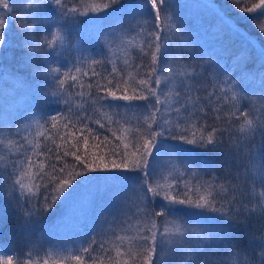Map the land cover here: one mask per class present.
I'll return each mask as SVG.
<instances>
[{
    "label": "snow or ice",
    "instance_id": "obj_1",
    "mask_svg": "<svg viewBox=\"0 0 264 264\" xmlns=\"http://www.w3.org/2000/svg\"><path fill=\"white\" fill-rule=\"evenodd\" d=\"M17 2L18 0L11 2L0 0V70H3L4 53L14 46L19 48L20 52L15 57L13 75L29 76L37 84L32 90L30 108L37 109L42 104L58 105L59 107L53 110L55 114L53 111L39 113L43 122L51 125L53 129L58 120H63L68 127L73 115L79 123L90 124L91 120L87 115L81 116L79 112H73L69 95L75 93L77 99L111 111L114 117L133 113L135 120L124 122L135 130L131 136V150L128 144H124L123 149L112 151L111 155L116 158L111 160L106 155L96 156L90 160L87 156L88 141L85 138V155H78V149L70 153L74 159L72 171L67 176H65L66 169L57 165L62 158L69 156V152L65 151L63 157L57 152L56 162L49 164L53 175L49 177L43 173L38 174L41 183L40 190L36 193H33L32 188L24 182L27 176L24 164L31 166L30 157H26L23 163H18L19 155L17 159L10 158V167L0 168V192L7 190L5 185L10 181V200L15 201L18 213L16 232L20 237L21 246L17 248L9 246L7 249L0 246V264H39L38 261H34L33 251L29 246L37 231V225L42 223V214L47 215L58 206V203L66 207V203L81 188L92 186L100 188V181H103L102 186L105 190L138 184V191L144 193L141 226L132 242L135 250L132 247L123 249V238L117 236L116 240L120 242L121 247L116 249L115 257H112L110 255L112 250L106 248L105 241L97 240L96 234L93 233L90 236H82L79 240L80 246L73 250L75 254H72L70 259L76 264H106V261L113 260L115 264H153L157 248L165 243L175 250L183 249L185 246L190 249L187 252L189 259L185 264H208L207 258L203 255L204 249L200 247L202 244L205 248H210L211 245L220 242L224 246L225 256L235 255V246L225 231L226 224L214 223V217L206 213L218 214L221 221L230 222L233 215L239 214L233 210L236 197L233 196L230 201L222 200L215 187L219 183L215 176L199 184V187L178 181L168 190L174 193L170 196L168 191L156 184L152 165L161 157H168L170 161L184 166L186 173H193V168L206 170L210 167L207 162L201 165L193 159L194 149L185 145L215 150L228 143L236 148V151H240L237 144L232 141L230 127L220 129L206 123L209 110L217 114L216 119H221L220 107L209 109L213 99L217 104L220 100L245 99V81L248 80L250 67L248 48L254 50V46L246 34L238 31V23L232 21L227 14L221 15L220 12L215 11V0H207L204 6L216 16L217 29L219 30L221 25L229 27L230 34L238 37L242 44L246 45L238 53L234 65L228 68L221 65L218 60L206 59L189 35V29L182 27V20L177 21L176 28L184 39V44L179 49L182 54L181 60L192 71H180L175 74L174 78L177 81L173 86L175 100L172 104L164 106L161 105L160 96L164 94V89L168 88L171 79L166 77L162 81L161 76L164 73L162 65L168 62L171 48L167 43L166 34L164 41H161L162 29L159 25H154V42L149 41L146 46L147 51L143 53L151 55L150 64L141 63L136 66L138 69L147 68L148 71L142 73L138 71L137 76L140 78L133 80L130 88L120 87L121 83L127 81L122 75H118L119 70L115 66L108 72L111 79L97 73L94 68L91 74L84 71V68L88 61L93 66L105 62L91 55L89 48L91 41L103 47V43L109 37L116 35L118 29L122 35L135 32L142 27L137 17L153 10H155L153 19L159 20L160 11L166 7L168 0H140L126 28L118 19L111 21L108 19L112 14L109 9L116 11L114 5L119 0H105L102 7L89 6L85 0H23L27 5L23 10L25 14L23 26H17L19 38L13 45V39L9 36V27L11 13L21 11L12 7V4ZM261 4H264V0H261ZM255 8L259 11L252 19L264 18V8L259 4L255 5ZM241 10L251 13L254 8L244 4ZM258 28L264 35V25H258ZM70 49L79 53L73 58L71 68L68 67L67 60L61 61V57ZM86 52L89 54L85 55ZM259 57L264 60V46L260 49ZM95 76H99L100 80L94 81L92 77ZM82 77H88L87 97L83 94ZM209 84L212 85L211 91L206 87ZM202 89L208 92L203 100L198 95H193L198 94ZM119 101L126 103L121 104L118 103ZM134 101H144V103L138 104ZM162 107H167L170 110L169 114L175 116V120L164 116L161 112ZM232 108L235 110L227 114V119L235 123L243 117L244 124L240 128L243 136L255 137L259 130L264 138V116L260 117V123L254 127L246 107L243 105L236 107L233 104ZM117 122L115 119L112 120L113 124ZM97 124L99 129L107 130L105 123L97 121ZM5 127H8L9 135H12V129L19 128V121L15 124H10L9 121L0 124L2 139H7L3 136ZM225 131H228V141L224 139ZM14 134L17 137L20 135L19 131ZM104 139L107 140V136ZM20 142L16 141V143ZM103 146L98 144L97 149ZM246 147L250 149L251 145ZM49 151L51 152V149ZM256 156L261 161L259 172L261 183L257 195L264 206V143L261 144ZM4 173H7V179L4 178ZM193 174L198 176L199 171ZM247 179L248 177L245 176V180ZM252 187L255 192L257 187L255 183ZM133 190L137 189L133 188ZM157 199H159L158 207ZM21 209L23 211H20ZM170 228L172 231L169 230ZM205 241L209 243L205 244ZM50 248L51 246L42 250L47 252ZM260 258L264 262V244L261 246ZM43 264H48L47 259Z\"/></svg>",
    "mask_w": 264,
    "mask_h": 264
},
{
    "label": "trees",
    "instance_id": "obj_2",
    "mask_svg": "<svg viewBox=\"0 0 264 264\" xmlns=\"http://www.w3.org/2000/svg\"><path fill=\"white\" fill-rule=\"evenodd\" d=\"M11 2V0H10ZM105 0H85V3L89 6H103ZM140 0H119L118 3L114 5L116 11L112 13L108 19L119 20L122 22L123 27H127L128 21L132 18V13L129 11L136 7ZM207 2V0H206ZM216 8L224 11L228 17H231L232 21H235L239 25V29L245 33L252 40L264 46V35L259 31L258 25H264V18L252 19L259 11L255 8V5H260L264 8V4H261V0H215ZM246 4L249 7H253L254 11L251 13L243 12L242 6ZM200 3L196 0H168L165 8L160 11L159 26L162 29L161 41H164L165 34L168 40L171 39H182L179 30L176 28L177 21L182 20V27L188 29L189 35L193 38V42L198 46L202 54L205 55L206 59L218 60L223 66L231 68L235 63V58L238 53H240L242 47L238 46L235 41L230 40L227 34L221 35L215 39L212 43V31L210 29V24L202 20L198 14L194 13L195 9H198ZM14 9H20L21 11H13L11 13V24L9 27V36L13 39V45H15L18 36V25L23 26L24 12L23 10L27 5L23 0H18L17 3L12 4ZM205 7V6H204ZM206 8V7H205ZM183 12V13H182ZM185 14V16H183ZM152 12H148V19H150L151 24H155ZM20 17V19H17ZM147 25V24H146ZM147 25V26H148ZM156 25V24H155ZM145 35L149 41L154 42L155 29L144 30V27L138 28L135 32L130 33L133 35L132 38H137V35ZM118 39V32L116 35L111 36L103 43V47L95 44V41H91L89 46L91 55L97 60H104L105 62L101 65L93 66L90 61L84 68L91 74L93 68L97 73H101L107 79H111L108 72L113 66L117 67L119 70L118 75H122L127 83H121L120 87H131L133 80H137L140 77L137 76V72H147V68H137L136 66L144 63L150 64L151 55H144L143 53L147 51V44L141 45V43L136 44L135 48H131L124 44L121 46L116 45V40ZM127 41L126 39H124ZM143 42V40H141ZM155 50L154 48L152 49ZM20 49L13 47L4 53L3 58V70H0V104L5 103V99L8 94L17 87L19 83L24 79L33 81L29 76L19 74L13 75V70L15 68V57L19 54ZM89 53H85L88 55ZM178 65L181 71L191 72L192 70L186 66V63L181 60V53H179ZM248 63L250 65L248 69V80L245 81V99L243 101H232V100H220L217 104L216 100L213 99L209 104V109L220 107L221 112L219 115L221 119H216V113L211 110L207 113L206 123L213 125L220 129L231 130V138L233 143L237 144L240 151H236V148L231 147L228 143L222 148H217L215 150L208 148H197L191 145L193 148L192 153L193 159L198 161L201 165L207 162L210 167L206 170H200L197 168L195 172L199 171V175L190 176L185 173V180L191 186V184L204 183L209 181L212 176L218 178L219 183L215 186L216 190L220 193V198L222 200H232L233 196L236 197V203L233 205L234 212H238V215H233L230 222L221 221L218 214L206 213V215H211L214 217V223H225L228 238L231 243L235 246V255L225 256L224 246L217 242L215 245H211L210 248H205L202 244L200 247L204 249V257L207 258L208 264H264L260 258L261 246L264 244V206H262L261 200L259 199L257 193L259 191L260 180L259 172L261 170V161L256 156V153L260 149L262 143H264V138H262L259 130L257 131L255 137L243 136L240 132L241 125L244 124L243 117L238 122L231 123L227 119V114L230 111H234L232 105L235 104L236 107H241L242 105L248 109L250 112V118L253 120V126L257 127L260 123V117L264 116V83H262V77H264V62L258 59L255 51L252 48L248 49ZM79 53L73 52L71 49L64 53L61 57V61L67 60L68 67L71 68L73 58L78 56ZM165 65V64H164ZM75 74V73H74ZM94 81L100 80L99 76L92 77ZM83 87V94L85 97L89 94L88 88V77L81 78ZM106 83V81H101ZM190 82V81H189ZM208 91L212 90V85L206 86ZM217 91H219L217 89ZM131 94V91L129 92ZM208 92L203 89L198 93L193 95H198L201 100L207 97ZM69 100L71 101L73 112H79L81 116L87 115L91 120L90 124H81L77 121L75 115L72 117V121L68 127L65 126L63 120H58L56 122V127L53 129L51 125H47L40 118L39 113L49 112L58 108L55 104H42L37 110H21L16 121H19V128H13L12 130L19 131L20 135L16 137L20 144L24 148H18V151L13 159H18V163H23L26 156H23L28 148V144H34L36 141V149L31 156V166L24 164L27 175L30 176V185L33 193L38 192L40 186V173L51 177L53 175L52 169L49 167L50 162H56V153L58 152L61 157L65 151L69 152V156L62 158L57 167H64L66 169L65 176L72 171L73 157L71 156L72 151H77L78 155H85V144L84 140L87 138V156L91 160L96 156H107L109 160L115 159L111 155L112 151H119L123 149L124 146V136L125 132L128 133V129L125 128L123 122L127 120L125 116L114 117L111 111L99 108L98 105H90L84 103L82 100L76 98V94L72 93L69 95ZM118 103H126L124 101H119ZM137 103V101H134ZM199 106H203L199 104ZM87 110L86 112L84 110ZM38 111V112H36ZM123 112V110H121ZM36 113V117H35ZM53 114L55 112L53 111ZM115 119L118 122L113 124L112 120ZM97 121L105 123L106 129H99ZM38 131V132H35ZM14 134V133H13ZM107 136V140L104 137ZM225 141L229 140L228 131H225L224 136ZM104 145L97 149V145ZM246 145H251L249 149ZM51 149V152L49 151ZM28 157V156H27ZM4 151L0 148V161L4 160ZM67 161V163L65 162ZM243 166V167H241ZM10 167V166H9ZM185 171V168H184ZM245 176L248 177L245 180ZM255 177V179H253ZM4 178H7V173H5ZM33 181V182H32ZM182 181V180H181ZM37 182L38 188L35 185ZM101 187H103V181L99 182ZM253 183H255L256 191H253ZM10 183L5 185V190L0 193V210L2 211L3 205L8 198L11 196ZM194 184V185H197ZM100 187V188H101ZM132 187V186H131ZM194 187V186H192ZM96 186L84 187L75 193L73 198L64 205H59L49 212L47 215L42 214V222L50 224L49 230H40L41 232L35 233L33 236V242L29 246L33 251L34 260L36 259L39 264H43V261L47 259L48 264H76L75 261L70 259L72 254H75L71 249H76L79 246H73L66 240L63 243L55 244L47 242L50 238L51 232L54 228H61L62 223L71 214L74 215L77 212V207L87 198L91 193L100 189ZM131 188L125 187L122 192H115L113 188L108 190L115 193L112 196L113 207L108 209V217H113L117 222L114 224L113 228L119 230H101L96 234V239H103L105 241L106 248L111 249L110 255L115 257L116 246L121 247L120 242L116 240L117 236L122 235L123 238V249L132 247L135 250V245L132 243L137 237L138 230L130 231L128 237H126L121 226L125 225L122 218L125 213H128L132 208L138 209L136 200L141 196L142 192L137 190L130 191ZM105 196L110 198L109 194ZM133 194L135 195L133 197ZM87 195V196H86ZM126 195V196H125ZM10 204L13 210L12 214H8L2 221L0 220V246L7 249L9 246L17 248L21 246L20 237L15 243L11 240L14 238L15 227L18 224V213L15 206V201L10 200ZM183 207V206H181ZM20 211H23L21 209ZM131 218H136V216H131ZM127 219V218H126ZM128 221V220H127ZM211 223V220H209ZM115 233V235H113ZM13 235V236H12ZM43 236L44 242L42 241ZM81 236V235H80ZM105 236L107 238H105ZM52 240V239H51ZM74 242V241H73ZM205 241V244H208ZM114 244H117L114 246ZM71 245V246H70ZM51 246L52 251L58 254H62L61 259H53V257L48 256V251L45 252L42 249H49ZM190 249L185 246V248L180 250H175L171 245L165 243L158 247L156 250V256L153 258V264H185L189 259L187 252ZM232 250L230 249L229 252ZM46 254H45V253ZM168 252V254H167ZM38 253V254H37ZM43 253V254H42ZM106 264H115V261L108 262Z\"/></svg>",
    "mask_w": 264,
    "mask_h": 264
},
{
    "label": "rangeland",
    "instance_id": "obj_3",
    "mask_svg": "<svg viewBox=\"0 0 264 264\" xmlns=\"http://www.w3.org/2000/svg\"><path fill=\"white\" fill-rule=\"evenodd\" d=\"M196 2H199L200 5L199 7H197L198 9L194 10V13L198 14L199 17L205 22L211 23L210 29L212 31V43L215 41L216 38L221 37V35L225 33L230 37L229 39L232 41H235L238 46L242 48L246 47V45L242 44L241 40L238 37H234L230 34L229 27H225L221 25L219 30L217 29L218 20L216 16L213 14V11L204 7L206 0H196ZM135 9L136 7L131 9L129 13H132ZM154 11L155 10L152 11L153 15H154ZM215 11L220 12L221 15L226 14L224 11L221 12L220 9H217V8H215ZM183 16H185V14ZM137 19L140 20L141 25L144 27V30L155 29L154 25L155 24L159 25L158 20L155 21V24H151L150 26L148 25V23H150V19H148V13L146 15L137 17ZM238 31L242 32L239 28H238ZM117 32H118V39L115 42L116 45H119L121 43V46H124V44H127V42L129 41L127 46H130L131 48H135L136 44L138 43H141V45H144L145 43H149L147 42L148 41L147 36L143 34L142 35L136 34L137 38H132L133 35H129V34L122 35L119 29L117 30ZM247 38L251 40V44L252 46H254V51L258 59L261 60V58L259 57V52L262 46L256 41L252 40L250 37L247 36ZM124 39H126L127 41H125ZM141 40H143V42H141ZM167 43L170 46L171 51L169 53L168 62L165 65L164 64L162 65L164 69V73L162 74L161 79L162 81H164L165 78L167 77L171 79V83H169L168 88L164 89V94L160 96L161 105H164V106L172 104L175 100L173 86L177 83V81L175 80L174 76L177 72L181 71V68L178 65V58L180 55L179 49L183 46L184 40L171 39V40H167ZM261 61L264 62V60H261ZM36 87H37V84L34 80L27 81V79H24L23 81L19 83V87H17L15 91L13 92L11 91L8 94V96L5 99L6 102L0 104V124L7 122V121H9L10 124H15L14 121L16 120V117H18L21 110L33 109V108H30V104L32 102V99H31L32 90L35 89ZM137 103L143 104L144 101H137ZM34 110H37V109H33V111ZM161 112L164 116L168 117L170 120H175V116H172L169 114L170 110L167 107H162ZM124 116L127 120H130V121L135 120V115L131 112L127 113ZM35 117H36V113H35ZM123 124L125 128L128 129L127 131L128 133L125 132V135L123 134L124 144H128L129 149L131 150V136L135 129L130 124H126L125 122H123ZM12 132L15 133V130H12ZM35 132H38V131H35ZM14 135L15 134L9 135V129L8 127H5L3 136L7 137V139L0 138V148H2L4 151V158H3L4 160L0 161V168L6 167V166L9 167L10 158L13 159L15 157L19 146L20 148H24L23 146H21L20 143H16V141L18 140L16 139ZM35 143L36 141H34V144L29 143L27 145L28 148L26 149V152L23 156H26V157L28 156L31 159V156H33V152L36 149L37 144ZM190 146L191 145H185V147H188V148H190ZM130 159H132V157H130ZM152 167L154 168L155 182L156 184L160 186L161 189L168 191L169 189H171V187L176 182L181 181V180L186 181L185 176L187 175L185 174L186 171H184V166L179 165L175 161H170V158L168 157H161L158 161H156L152 165ZM193 173H195V169H193ZM193 173H188V174L190 176H193L194 175ZM3 175L5 176V173ZM24 182L29 187L30 185L29 175L26 176V178L24 179ZM194 184H197V183H194ZM194 184H191V186H194V187L198 186V184L197 185H194ZM35 185L38 188L37 182ZM125 187L131 188L130 191H132L133 188H139V185L138 184L125 185V186L111 187V188H113L115 192H122L121 190H123ZM105 193H106V190L103 187H101L100 189L91 193L87 198H85L83 202L79 204V206L77 207V212H75L74 215L71 214L70 217H67L66 220L63 221L60 229L58 227L53 229L54 231L51 232L50 238L47 239V242L55 244V241L58 243H63L66 240H68L71 243V245L80 246L79 240L81 239L82 236H90L93 233L97 234V232L101 230H119L116 227L113 228L114 224L117 221L113 217L111 218L108 217V213H110L108 212V209L109 207L111 208L113 207L112 205L113 202H112L111 197L114 196L115 193L108 190L106 194H109L110 198L106 197L107 195L105 196ZM168 194L171 196L174 193H172L171 191H168ZM134 196L135 195L133 194V197ZM143 198H144V193H142L141 196L136 200L139 203L137 204V207L140 210L139 212H138V209L132 208L128 213H125V216L122 218L125 225L121 226L120 230L124 231L123 235H125L126 237H128V235L131 234L129 233L130 231L139 230V226H141ZM158 205H159V199H157V207ZM12 213H13V210L10 204V197L8 196V198L6 199L3 205L2 211L0 210V220L2 221L8 214H12ZM131 216H136V218L135 219L131 218ZM49 227H50V224L42 222L41 224L37 225V232L38 231L41 232L40 230H49L48 229ZM169 230L172 231L171 228ZM18 237L19 235L17 234L15 230L14 238L11 240V242L15 243L18 240ZM44 238H46V236H43L42 238L43 242L45 241ZM105 238L107 237L105 236ZM31 243H34L33 238H32ZM116 245L117 244H114V246ZM116 248H118V245L116 246ZM52 249L53 248H50V250L48 251V256H51L53 257V259H57V260L61 259L62 254H58L55 251H52ZM71 251H73V249H71ZM34 261H37V260L35 259Z\"/></svg>",
    "mask_w": 264,
    "mask_h": 264
}]
</instances>
